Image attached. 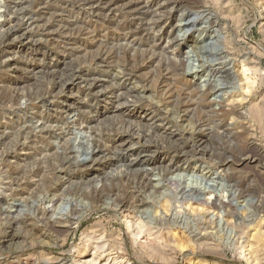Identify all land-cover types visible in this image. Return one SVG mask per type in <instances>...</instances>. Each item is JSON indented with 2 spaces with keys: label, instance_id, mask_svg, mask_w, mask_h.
<instances>
[{
  "label": "rangeland",
  "instance_id": "374dc122",
  "mask_svg": "<svg viewBox=\"0 0 264 264\" xmlns=\"http://www.w3.org/2000/svg\"><path fill=\"white\" fill-rule=\"evenodd\" d=\"M0 264H264V0H0Z\"/></svg>",
  "mask_w": 264,
  "mask_h": 264
},
{
  "label": "bare ground",
  "instance_id": "6f19581e",
  "mask_svg": "<svg viewBox=\"0 0 264 264\" xmlns=\"http://www.w3.org/2000/svg\"><path fill=\"white\" fill-rule=\"evenodd\" d=\"M164 1V0H163ZM91 4V3H90ZM193 14L189 11L188 12V15H187V19H186V23H184L185 25H187V26H191V25H194L195 24V22H196V19L194 18V19H191V16H192ZM185 22V21H184ZM183 24V23H182ZM187 26H185V27H187ZM185 29V28H184ZM170 32V31H169ZM184 33H185V31H184ZM170 34V33H169ZM183 35H185V34H183ZM169 37V36H168ZM171 38V37H170ZM175 38V37H174ZM174 38H172V41H173V39ZM185 38V37H184ZM200 38H197V39H193L192 40V42H193V46L195 45V44H197V42H198V40H199ZM200 47V46H199ZM173 52V51H172ZM197 88V87H196ZM191 90V89H190ZM195 90V89H194ZM199 91L197 92L198 94H199V96H200V99L201 100H203V96H205V92L204 91H202V90H200V89H198ZM189 91V90H188ZM196 97V96H195ZM204 101V100H203ZM209 104L210 103H205V105L204 106H209ZM198 105V104H197ZM195 107V106H194ZM234 107V106H233ZM209 110V109H208ZM144 112V111H143ZM143 114V113H142ZM150 123V122H149ZM80 133V132H79ZM25 138V137H24ZM66 207H67V205H66ZM64 209H66L65 207H64ZM134 241V240H133ZM132 241V242H133ZM245 245V244H244ZM151 246V245H150ZM243 246V245H242ZM158 252V251H157Z\"/></svg>",
  "mask_w": 264,
  "mask_h": 264
}]
</instances>
